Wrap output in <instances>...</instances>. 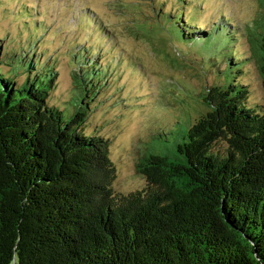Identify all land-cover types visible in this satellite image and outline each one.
<instances>
[{"label":"trees","instance_id":"obj_1","mask_svg":"<svg viewBox=\"0 0 264 264\" xmlns=\"http://www.w3.org/2000/svg\"><path fill=\"white\" fill-rule=\"evenodd\" d=\"M150 1L169 49L211 47L205 65L219 62L223 76L201 92V108L135 146L142 188L116 191L112 141L86 131L103 76L80 72L84 93L60 109L48 103L54 63L30 42L24 55L12 51L23 82L0 58V264H264V11L242 35L254 47L245 56L227 26L191 22L200 0ZM245 63L262 104L248 103L238 79Z\"/></svg>","mask_w":264,"mask_h":264},{"label":"rangeland","instance_id":"obj_2","mask_svg":"<svg viewBox=\"0 0 264 264\" xmlns=\"http://www.w3.org/2000/svg\"><path fill=\"white\" fill-rule=\"evenodd\" d=\"M200 1L201 5L192 2L196 9L188 12L195 26L205 31L227 26L229 32L233 31L227 32L230 45L243 41L235 48L237 53L248 56L254 52L253 44L242 35L262 16L261 0ZM170 3L158 0L157 4L169 7ZM153 7L150 0H0L4 74L10 73L20 83L25 80L22 70L16 72L12 51L24 55L23 47L30 42L40 54L41 63L53 62L57 71L49 105L64 109L73 96L84 93L80 72L93 74L92 80L103 76L107 81L97 92L86 131L94 129L112 141L116 191L129 192L145 185L136 175L132 155L135 146L152 132L181 120L183 111L201 108V92L223 76L215 72L217 67L223 69L219 62L210 70L206 66L203 51L211 53L210 46L198 52L191 49L199 56L182 51L180 46L179 50L175 44L169 49L167 39L171 36L162 32ZM98 59L105 66L96 64ZM244 67L246 72H241L238 79L251 90L248 103L262 104L256 67L251 69L247 63ZM111 72L113 76L106 75ZM193 92L197 93L195 98ZM203 110L208 108L204 106Z\"/></svg>","mask_w":264,"mask_h":264}]
</instances>
